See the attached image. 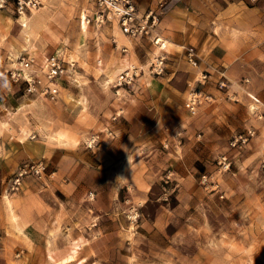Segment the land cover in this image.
Here are the masks:
<instances>
[{
    "label": "rangeland",
    "instance_id": "1",
    "mask_svg": "<svg viewBox=\"0 0 264 264\" xmlns=\"http://www.w3.org/2000/svg\"><path fill=\"white\" fill-rule=\"evenodd\" d=\"M92 7L90 0H41L37 9L23 11L40 21L28 38L21 14L11 13L21 23L19 43L1 52L3 78L19 65L21 52L39 61L58 52L74 64L52 99L25 91V82L9 83L16 92L23 88L18 92L23 102L14 118L19 130L14 123L0 129V151L10 156L20 140L59 145L88 169L70 198H55L50 188L36 191L26 181L0 195V207L17 228L19 210L45 227L49 223L50 238L33 261L12 251L9 264H264V39L245 48L250 51L245 57L258 59L249 70L225 69L222 78L213 71L205 79L197 71L191 88L215 76L224 96L213 99L196 86L203 94L191 111L185 105L189 88L169 125L123 136L116 123L123 122L138 82L124 89L115 80L127 66L139 67L138 77L149 73L158 47L145 40L150 55L143 64L127 38L129 54L119 39L112 49L102 28L122 33L116 22L97 25L91 19L82 28ZM166 48L171 51L172 44ZM127 142L134 147L126 149ZM94 158L103 175L94 172ZM68 253L74 258L61 262Z\"/></svg>",
    "mask_w": 264,
    "mask_h": 264
},
{
    "label": "crops",
    "instance_id": "2",
    "mask_svg": "<svg viewBox=\"0 0 264 264\" xmlns=\"http://www.w3.org/2000/svg\"><path fill=\"white\" fill-rule=\"evenodd\" d=\"M133 2L140 11L152 10L158 16L159 32L172 44V50H168L166 70L163 74L156 75L149 72L136 78L138 84L124 107L123 122L120 119L116 123L123 136L139 132L148 135L150 129L159 131L161 125H169L171 119H175L173 111L180 108L181 95L197 79L198 70L211 69V66H219L226 70H249L258 60L257 57L247 58L244 54H249L250 51L245 49L249 44L255 43L258 47L264 39V0H133ZM11 13H14L11 8L10 11L0 8L2 34L0 57L1 52L9 51L11 46L19 43L15 39L17 29H20L21 23L24 24L22 19L20 23L18 17ZM6 17L10 19L7 20ZM27 20L28 27L23 25L22 29L26 38L29 37L28 29L30 35L31 31L40 25L38 19L34 21L28 17ZM85 27L86 24L82 21V28ZM102 31L107 36V44L112 46V49L113 42L119 39L129 54L127 38L137 61L143 64L148 59L150 55V50L146 49L148 41H136L124 33H116L113 26H103ZM184 45H194L202 53V59L196 64L189 61L182 48ZM103 52L110 51L103 50ZM239 54L244 56L240 57ZM1 72L0 129L5 127L4 123L15 122V114L20 111L23 102L21 95L18 94L23 88L17 89L19 91L16 92L11 89L10 84L5 86ZM213 79L203 84L195 82V86L202 87L204 91L211 93L213 99H218L224 96L225 92L218 88L217 77L214 76ZM179 98L180 103H176ZM35 102L38 103V100ZM14 125L16 128L19 126L15 123ZM121 135L117 134L113 137ZM13 146L14 152L12 151L10 156L0 151V195L10 191V176L20 164L39 157L45 159L46 177L43 180L34 177L25 180L31 189L43 191L50 188L54 191L55 198H58L57 194L70 198L78 193L77 186L81 183L83 172L88 166L83 164L77 155L67 153L65 148L59 145L48 148L43 143L26 144L20 140ZM125 146L126 149H132L134 143L127 142ZM92 163L94 172L103 175V170H97L95 167L102 163L95 158ZM107 173L111 174L112 169L104 174ZM7 214V209L1 206L0 264H9L12 251L18 254L17 257L26 256L28 261L32 262L38 252L42 251L43 243L50 238L47 233L49 223H46L45 227L38 217L34 220L30 217L26 218L25 213L23 215L19 210L17 224L21 227L17 228L15 224L10 223ZM14 257L17 259L16 256Z\"/></svg>",
    "mask_w": 264,
    "mask_h": 264
},
{
    "label": "built area",
    "instance_id": "3",
    "mask_svg": "<svg viewBox=\"0 0 264 264\" xmlns=\"http://www.w3.org/2000/svg\"><path fill=\"white\" fill-rule=\"evenodd\" d=\"M93 5L92 17H85L86 23L91 19L97 24L102 25L106 22H116L122 33L128 37L141 41L146 40L158 47L154 52L153 58L149 62V70L152 74H163L166 70L168 50L166 48L167 39L159 32L158 16L152 10L142 12L134 4L133 0H90ZM41 4V0H0V8L18 13L24 10H31ZM183 50L189 61L197 63L202 59V53L194 45H184ZM123 51L125 50L122 47ZM18 66L7 69L8 78H4L3 83L8 86L11 81L25 82V91L32 94H42L49 98H55L58 92V81L67 74L69 67L74 64L67 61L61 53L55 52L46 55L41 61L35 55L21 52L17 55ZM41 71L42 75L37 72ZM219 74L220 78L226 77L225 68L211 66V69L201 71L202 78L211 76V72ZM141 69L135 65L127 66L118 74L114 86L129 88L140 75ZM198 82L201 83L199 79ZM219 86H223L224 80L218 81ZM118 94V90H116ZM203 91L196 86L190 87L189 97L185 105L194 111L198 105L199 97ZM205 99L208 95L203 96ZM122 112V109L120 110ZM111 136H114L111 133ZM47 165L43 158H36L20 164L12 173L9 180V188L18 190L22 183L30 177L43 179L46 175Z\"/></svg>",
    "mask_w": 264,
    "mask_h": 264
},
{
    "label": "bare ground",
    "instance_id": "4",
    "mask_svg": "<svg viewBox=\"0 0 264 264\" xmlns=\"http://www.w3.org/2000/svg\"><path fill=\"white\" fill-rule=\"evenodd\" d=\"M33 9H37V7L36 8H32L31 10H33ZM22 13V12H21ZM20 13V14H21ZM21 19H22V21H23V25H25L26 26V28L28 27V16L26 15V14H22L21 15ZM83 22H85V20L83 19ZM85 24H86V22H85ZM31 25V24H30ZM29 25V26H30ZM31 31V30H30ZM28 36H29V29H28ZM165 45V44H164ZM74 258V254H72V253H68L67 255H65V256H63L62 258H61V262H63V263H66V262H69L70 260H72ZM82 262V261H81ZM72 264H79V262H74V263H72Z\"/></svg>",
    "mask_w": 264,
    "mask_h": 264
}]
</instances>
